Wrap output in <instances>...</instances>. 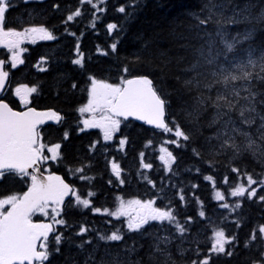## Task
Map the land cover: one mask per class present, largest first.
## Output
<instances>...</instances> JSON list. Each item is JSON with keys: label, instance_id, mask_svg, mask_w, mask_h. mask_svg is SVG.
Listing matches in <instances>:
<instances>
[{"label": "trees", "instance_id": "trees-1", "mask_svg": "<svg viewBox=\"0 0 264 264\" xmlns=\"http://www.w3.org/2000/svg\"><path fill=\"white\" fill-rule=\"evenodd\" d=\"M92 2L104 9L95 17L96 9L81 0H11L5 29L43 26L57 38L24 44L23 63L14 69L7 67L8 82L0 99L16 109L9 90L20 84L35 87L31 105L54 109L61 117L57 126L75 130L83 119L79 109L89 96L93 78L121 85L129 77L147 76L165 101L166 124L172 131L116 118L120 124L115 144L103 147H93V132L78 137L71 130L67 140L60 139L57 132L62 149L50 170L60 174L82 198L90 199L91 205L85 209L71 194L60 210L49 205L48 215H32V220L52 221L54 207L60 213L57 219L66 221V226L53 223L56 232L50 234V256L45 264H86L93 252L96 264H113L114 260L116 264H192L206 257L209 264H264V238L258 234L259 226L264 225V201L259 199L264 196V122L260 119L264 116V0ZM121 6L124 13L117 10ZM77 8L82 15L67 21V15ZM109 23L117 25L111 34ZM229 43H233L231 51ZM112 44L117 45L115 50ZM8 55L0 48V60L8 61ZM76 58L82 60L81 65L72 63ZM244 72L251 73V80L223 82L224 76H243ZM245 89L256 96L251 125L240 118V109L248 107L243 99L249 95ZM235 91L240 92L239 100ZM218 96L225 99L218 101ZM228 101L236 105L231 111ZM229 119L236 122L230 127L247 133H236L231 141L238 149L221 148L226 136L232 135L224 127ZM177 125L190 137L188 141L180 138L179 146L171 143L177 139ZM51 139L58 140L54 135ZM121 139L126 141L123 148ZM249 141L254 142L252 147H248ZM164 148L175 157L170 170L159 159ZM110 162L119 165V179ZM143 163L152 168H143ZM77 168L83 172L77 173ZM81 175L86 178L82 180ZM249 175L256 184L248 185ZM208 176L212 179H205ZM31 177L30 173L23 178L5 176L0 180V199L20 196ZM237 186L245 188L244 196L231 195ZM251 187L257 193L248 198ZM89 192L93 193L90 197ZM216 192L224 199L217 200ZM149 201L153 208L171 207L176 221L186 227L185 233L181 236L176 231V221L172 225L149 221L130 231L128 224L142 216ZM92 207L101 211L95 213ZM118 210L116 216L111 215ZM201 211L205 216L199 215ZM81 225L89 230L78 236ZM221 230L235 240L225 245L224 253H215L211 251L214 234ZM112 232L120 234L121 241L98 239ZM56 234L63 237L60 245L55 243ZM164 236L171 242L160 245L165 249L161 255L156 245ZM84 241L91 243L76 247Z\"/></svg>", "mask_w": 264, "mask_h": 264}, {"label": "snow or ice", "instance_id": "snow-or-ice-1", "mask_svg": "<svg viewBox=\"0 0 264 264\" xmlns=\"http://www.w3.org/2000/svg\"><path fill=\"white\" fill-rule=\"evenodd\" d=\"M27 2V0H26ZM87 2L91 4L96 11L92 13L95 17L96 12H103V8H97L96 4L92 0H81V3ZM11 7V0H0V43L4 47L8 48L11 56L10 60L12 62V68H16L18 64H22L21 52L23 49L20 48L19 37L26 35L28 33L32 34H42L41 38L45 40H55V37L51 31L47 28L41 26L30 27L24 30V32L17 31L12 28L5 29L4 21L6 18V12ZM119 12L124 13L125 7L121 6L117 9ZM82 15L81 9L77 8L75 11L67 15V21H73L75 17H80ZM204 24V21H201ZM117 28L114 23H109L107 25V30L109 34ZM67 31V28H66ZM75 35V33H72ZM247 38V37H245ZM237 40L239 37L236 38ZM116 44H112L111 48L115 50ZM229 51L233 48V43L227 44ZM5 62L0 60V66ZM72 63L74 65H81L82 60L80 58L73 59ZM249 63H252L250 60ZM127 71V69H125ZM9 76L8 71L3 70L0 67V91L5 87L6 78ZM251 73L244 72L243 76L227 75L224 76L223 82L228 84L229 81L238 80H251ZM76 85H73L75 87ZM249 91L248 96H244L243 99L248 102L247 108L240 109V118L243 124L251 125L253 119L249 118L252 114L256 112L255 106V92L250 89H245ZM36 91L35 87L27 88L25 86L17 87L15 89V95L20 98L21 102L27 103V97L30 93ZM89 100L88 104L79 109L81 112L91 111L95 113L97 111L102 112L103 116L99 121L97 120H84V128H94L101 127L103 129L104 139L111 140L113 133L117 131L120 121L115 117L123 116L127 118L128 116H138L139 119H147L149 124H155L158 128H164L167 131H172L171 128L165 123V101L158 95L157 90L153 87V82L147 76H138L132 79H126L123 81V86L120 84H108L102 81H97L92 79L91 87L88 90ZM235 97L239 100L240 92L235 91ZM225 97H217V100H224ZM219 106V105H218ZM227 108L231 111L236 107L231 101L227 102ZM46 117L49 120L55 119L59 121L61 119L57 112L49 111L46 113H36L34 109H28L26 112L14 111L8 103L3 99H0V180L4 179L5 176H16L23 178L27 176L29 169L39 170L40 166L49 160V156L44 154V145L38 144L37 141V131L36 126L43 121L37 119L36 117ZM261 121L264 122V116L260 117ZM235 121L229 119L224 127L227 132H231V136H226L224 143L221 144V148H233L238 149V146L231 142L235 138L236 133L242 135H247L243 133L239 127H230V125H235ZM83 131V129H81ZM175 137L176 140H172V144L179 146V139L182 138L184 141H188L190 137L181 129L179 125L175 127ZM68 133L65 132V138H67ZM125 139L120 140V147L123 148L125 144ZM253 141H249L248 147H252ZM95 147V145H93ZM61 148L60 144L52 145L47 148V151L51 153V159L56 160L59 156L58 150ZM163 153L159 159L164 162L166 170L171 169L172 162H174L175 157L171 151L164 148L161 149ZM143 155V153L141 154ZM111 163L112 173L117 177L121 176V169L119 165L115 162ZM142 167L145 169L152 168V164L143 163ZM77 173H82L83 168H77L75 170ZM233 172H237L238 169L233 168ZM82 180L86 177L81 175ZM32 185L29 187L28 191L22 196L10 195L4 199H0V264H45L49 260V237L50 233H55L56 229L53 228V224L50 223H34L32 221V215L36 212H41L48 215L46 209L49 204L52 205L60 204L64 201V197L69 195L71 192L72 196L75 197L76 203L82 205L85 209H88L91 205V201L88 198H82L74 190L70 189V186L66 184L59 176H49L47 182L39 181L36 175H32ZM207 180H211L212 177H205ZM55 181V183L53 182ZM151 182V181H149ZM257 181L248 176V185H254ZM195 187V185L193 186ZM257 189L251 187L248 191V198L255 196ZM93 193L89 192L88 196H92ZM231 195L244 196L245 188L243 186H237L231 192ZM215 198L217 200H223L224 196L220 192H216ZM185 197L183 194L180 195V200L183 201ZM261 201H264V196L259 197ZM139 203V202H137ZM5 205L10 207L4 211L2 210ZM145 211L138 220H133L128 224V229L130 231L139 230L143 225L147 224L149 221H168L170 225L176 221V216L173 213L171 207L167 210L153 208L152 202H146ZM221 207L228 208L227 204H222ZM95 213L101 211L100 208L92 207L91 209ZM104 212H108V209H104ZM118 212H113L111 215L116 216ZM52 221L56 225H65L66 221L64 219H57L60 213L57 212L56 208H52ZM122 214V213H120ZM201 217L205 216V212L201 211L199 213ZM191 220V217L188 218ZM174 227L178 233L182 236L186 227L181 225L178 221L175 222ZM89 229L81 225L79 232L76 233L78 236H83ZM258 234L261 238H264V225H260L258 228ZM215 239L212 243L211 251L215 253H224L225 245L232 243L235 237H226L224 231H217L215 234ZM257 238V233L254 231L252 239ZM62 235H55L56 245L62 243ZM98 239L101 241H121L122 236L117 232H112L108 236L99 235ZM42 241V242H40ZM40 242V243H38ZM171 242L169 236H164L159 238L156 245V252L161 255L164 254L165 249L160 247L161 244L167 246ZM91 243V241H84L83 243L76 245L77 248H83L84 244ZM247 247V244L245 245ZM41 249V250H38ZM59 251V248H57ZM229 256L232 252L227 253ZM86 264H96L95 255L89 253ZM101 264H105L101 261ZM113 264H116L115 260ZM192 264H209V259L206 257L200 261H193Z\"/></svg>", "mask_w": 264, "mask_h": 264}, {"label": "flooded vegetation", "instance_id": "flooded-vegetation-1", "mask_svg": "<svg viewBox=\"0 0 264 264\" xmlns=\"http://www.w3.org/2000/svg\"><path fill=\"white\" fill-rule=\"evenodd\" d=\"M40 40H44L45 41V39H40ZM26 44V43H25ZM24 49V48H23ZM23 53V52H22ZM5 62V61H4ZM10 62H9V58H8V61H6L5 62V65H6V71H8L7 70V67L8 68H12L11 66H10V64H9ZM19 65V64H18ZM17 65V66H18ZM14 69V68H13ZM21 86H25V87H27V88H31L30 86H28V85H24V84H20V85H17V86H15V87H13L12 89H10L9 90V93H10V96H11V98H12V102H13V106L14 107H16V110H22V109H24V108H27V107H33L32 105H31V96H32V93H30L29 94V96L27 97V103L25 104V103H23V102H21V100H20V98L19 97H17L16 95H15V89L17 88V87H21ZM88 100H89V96H88V98L86 99V101H85V103L83 104V105H86V103L88 102ZM14 109V108H13ZM100 114V116L101 115H103V113L102 112H99V111H97L96 112V115H99ZM97 121H99V120H97ZM60 122H58V123H49V124H46V125H44V126H41V127H39L38 128V130H37V141H38V144H43L45 147H44V154L45 155H47V156H49V160L48 161H46V162H44L43 164H42V167H41V170L42 171H45L46 173H49V172H51V168H50V163H53V162H55L59 157H60V154H61V149H62V142L60 141V139H65V140H67V138H68V136L70 135V133H71V130L70 129H66V128H64V127H62V128H60V127H58L57 125L59 124ZM77 126L78 127H75V130H72L74 133H75V135L76 136H80V135H85V134H88L89 132H93V133H95L96 134V142H94L93 143V145H95L96 144V146H100V147H103V146H105L107 143H109V144H111V142H112V145H114L115 144V137H116V132H114L113 133V137H112V139L111 140H105L104 139V134H103V129L101 128V127H94V128H84V124H83V121H79L78 123H77ZM81 129H83V131L81 130ZM57 132H58V134H59V136H61L60 137V139H58V137L56 136V134H57ZM65 132H67L68 133V136H67V138H65ZM52 135H54L55 137H56V139H58V140H52L51 139V136ZM55 144H60L61 145V148L58 150V152H59V156L57 157V159L56 160H52L51 159V153H49L48 151H47V148L48 147H51L52 145H55Z\"/></svg>", "mask_w": 264, "mask_h": 264}, {"label": "water", "instance_id": "water-1", "mask_svg": "<svg viewBox=\"0 0 264 264\" xmlns=\"http://www.w3.org/2000/svg\"><path fill=\"white\" fill-rule=\"evenodd\" d=\"M0 67H2L3 68V70H5V63L2 65V66H0ZM6 71V70H5ZM134 77H138V76H132V77H129V78H127V79H132V78H134ZM149 78V77H148ZM150 79V78H149ZM126 80V79H125ZM151 80V79H150ZM7 82H8V77L6 78V81H5V87H6V85H7ZM121 86H123V83L121 84ZM5 87H4V89L2 90V91H0V96L2 95V93H3V91L5 90ZM10 106V105H9ZM11 107V106H10ZM12 108V107H11ZM34 109L35 110V112L36 113H46V112H49V111H54V112H56L54 109H51V108H47V109H36V108H34V107H27V108H24V109H22V110H16V109H13L14 111H17V112H26V111H28V109ZM164 115H165V123H166V112L164 113ZM37 119H40V120H42L43 122L42 123H39V124H37V126H36V131L38 130V128L39 127H41V126H44V125H46V124H49V123H58V122H60V120L59 121H56L55 119H53V120H49V119H47L46 117H43V116H41V117H36ZM115 118H119V119H122V120H132V121H134V122H136V123H138V124H143V125H145L146 127H148V128H152V129H155V130H164V128H158V127H156V125L155 124H149L148 122H147V119H139L138 118V116H128L127 118H125V117H123V116H119V117H115ZM28 173H32V175H36L37 176V179L39 180V181H44V182H47V178L49 177V176H53V177H55V176H59L66 184H68L69 186H70V189H72V187H71V185L67 182V181H65L64 180V178L60 175V174H58V173H56V172H49V173H45V172H42V170H41V167L39 168V170L37 171V170H35V169H29L28 170ZM54 183H55V181H53ZM31 185H32V179H31V182H30V184H29V186L25 189V191L20 195V196H22L25 192H27L28 191V189H29V187H31ZM71 195V192H69V195L68 196H65L64 197V201L62 202V203H60V204H56V208H57V210H60V208H61V206L63 205V203L69 198V196ZM49 205H52L51 203L49 204ZM10 206H8V208H9ZM7 208V209H8ZM6 209V210H7ZM34 223H50V224H53V222L52 221H50V220H32ZM53 228H54V224H53ZM51 234V233H50ZM41 242V241H40ZM40 242H38V243H40ZM38 250H40V249H38Z\"/></svg>", "mask_w": 264, "mask_h": 264}, {"label": "rangeland", "instance_id": "rangeland-1", "mask_svg": "<svg viewBox=\"0 0 264 264\" xmlns=\"http://www.w3.org/2000/svg\"><path fill=\"white\" fill-rule=\"evenodd\" d=\"M30 28V27H29ZM37 28H39V27H37ZM25 30V29H24ZM24 30H22V31H20V32H24ZM41 35L42 34H39V33H37V34H32V33H28V34H26V35H22L21 37H19V40H20V48L21 49H23V46H24V44L25 43H33V42H36L37 40H40L41 39ZM0 48H4L5 49V51H7L8 52V58H9V64H10V66H11V64H12V62H11V60H10V56H11V53H10V51H9V49L8 48H6V47H4L3 46V44L2 43H0ZM23 52V51H22ZM22 52H21V54H22ZM21 54H20V56H21ZM22 59V58H21ZM12 67V66H11ZM90 87H91V85H90ZM29 96V95H28ZM88 104V102L86 103V105ZM85 105H83L82 107H84ZM80 113L82 114V116H83V119H82V121H84V120H89V121H92V120H100L101 119V117L103 116V115H101L100 116V114L99 115H96V112L95 113H92L91 111H86V112H81L80 111ZM42 172H44V171H42ZM46 173V172H45ZM30 174H32V173H30ZM6 206V205H5Z\"/></svg>", "mask_w": 264, "mask_h": 264}]
</instances>
